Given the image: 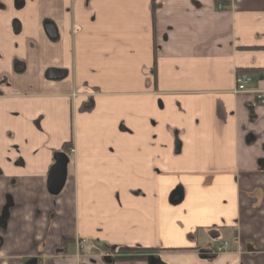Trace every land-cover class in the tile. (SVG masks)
I'll use <instances>...</instances> for the list:
<instances>
[{
  "label": "crops",
  "instance_id": "obj_1",
  "mask_svg": "<svg viewBox=\"0 0 264 264\" xmlns=\"http://www.w3.org/2000/svg\"><path fill=\"white\" fill-rule=\"evenodd\" d=\"M257 91L264 0H0V264H264Z\"/></svg>",
  "mask_w": 264,
  "mask_h": 264
},
{
  "label": "water",
  "instance_id": "obj_2",
  "mask_svg": "<svg viewBox=\"0 0 264 264\" xmlns=\"http://www.w3.org/2000/svg\"><path fill=\"white\" fill-rule=\"evenodd\" d=\"M48 77L54 80L60 79L64 77V73L59 71H50L48 72ZM54 160H55V164L50 169L48 175L47 189L51 195L56 196L60 193V191L64 186L69 159L65 154L60 153L54 157ZM182 200H183V191L181 188H177L170 195L169 203L173 206H176L180 204ZM198 256L202 260H214L216 258V255L212 254L211 250L209 249L199 250ZM104 261L110 262L111 259L109 257H106ZM36 263H37L36 260H31L30 262H28V264H36ZM154 263H157V260L151 259L150 264H154Z\"/></svg>",
  "mask_w": 264,
  "mask_h": 264
},
{
  "label": "built area",
  "instance_id": "obj_3",
  "mask_svg": "<svg viewBox=\"0 0 264 264\" xmlns=\"http://www.w3.org/2000/svg\"><path fill=\"white\" fill-rule=\"evenodd\" d=\"M251 82H252V79L249 75L241 74V75L236 76L234 93L235 94L247 93L248 92L247 88L251 84ZM254 95H255L256 102L260 106L264 107V93L257 91V92H254ZM78 247H79L80 251L83 252V254L89 253V250L87 249L86 241H84V240L79 241ZM226 251H228L227 243H223V244L217 246L216 248L211 249L212 254H223Z\"/></svg>",
  "mask_w": 264,
  "mask_h": 264
},
{
  "label": "trees",
  "instance_id": "obj_4",
  "mask_svg": "<svg viewBox=\"0 0 264 264\" xmlns=\"http://www.w3.org/2000/svg\"><path fill=\"white\" fill-rule=\"evenodd\" d=\"M153 75L155 76V67L153 68ZM66 147L67 145L65 144L63 148L66 149Z\"/></svg>",
  "mask_w": 264,
  "mask_h": 264
},
{
  "label": "flooded vegetation",
  "instance_id": "obj_5",
  "mask_svg": "<svg viewBox=\"0 0 264 264\" xmlns=\"http://www.w3.org/2000/svg\"><path fill=\"white\" fill-rule=\"evenodd\" d=\"M214 255H216V257L218 256V255H220V254H214ZM216 259V258H215ZM154 264H156V263H154Z\"/></svg>",
  "mask_w": 264,
  "mask_h": 264
}]
</instances>
